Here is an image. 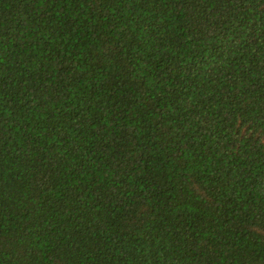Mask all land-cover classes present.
I'll return each instance as SVG.
<instances>
[{"label": "trees", "instance_id": "obj_1", "mask_svg": "<svg viewBox=\"0 0 264 264\" xmlns=\"http://www.w3.org/2000/svg\"><path fill=\"white\" fill-rule=\"evenodd\" d=\"M0 264H264V0H0Z\"/></svg>", "mask_w": 264, "mask_h": 264}]
</instances>
